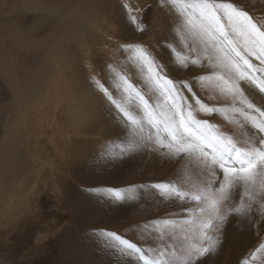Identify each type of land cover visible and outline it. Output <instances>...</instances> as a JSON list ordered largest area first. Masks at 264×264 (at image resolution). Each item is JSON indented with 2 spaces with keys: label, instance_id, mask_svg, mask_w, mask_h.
<instances>
[{
  "label": "snow or ice",
  "instance_id": "6c2138e0",
  "mask_svg": "<svg viewBox=\"0 0 264 264\" xmlns=\"http://www.w3.org/2000/svg\"><path fill=\"white\" fill-rule=\"evenodd\" d=\"M159 3L178 18L180 47L170 46L173 62L181 69L210 70V74L195 77V84L210 90V99L219 97L229 103L210 106L196 95L191 83L169 78L164 65L147 48L123 45L127 55L119 66H106L107 82L91 77L126 129V139L106 145L103 155L123 158L152 147L169 158L195 161L206 180L191 181L186 176L188 188L175 181L151 185L165 200L182 206L178 218L153 221L141 228L158 241L155 247L138 245L106 230L93 236L123 264H197L220 249L229 216L252 221L255 205L264 215V24L230 0ZM121 4L128 22L143 32V22L136 15L143 9L133 8L126 0ZM130 69L136 70L135 79L147 90L133 82ZM198 114L219 115L241 129L247 126L251 134L244 132L241 142ZM106 195L117 202L137 199L135 189L110 188ZM258 251H264V245Z\"/></svg>",
  "mask_w": 264,
  "mask_h": 264
},
{
  "label": "rangeland",
  "instance_id": "374dc122",
  "mask_svg": "<svg viewBox=\"0 0 264 264\" xmlns=\"http://www.w3.org/2000/svg\"><path fill=\"white\" fill-rule=\"evenodd\" d=\"M136 2L130 6L143 9L142 12L136 13L143 22V32L137 31L135 26L128 22L125 9L122 6L118 7L119 0L116 10H111L105 21H101L105 30L107 29L106 33L109 31L112 35L115 32L113 35H117L118 43L115 46L122 48L123 45H141L147 48L156 60L164 65V71L169 78L191 83L196 95L210 106L227 105L229 101L223 98L210 99L209 96L213 93L210 90H201L194 82L195 77L210 74V70L205 72L191 67L181 69L173 62L174 54L170 46L180 47L176 36L177 16L169 12L167 7L161 6L159 0H136ZM230 2L243 7L255 21L264 24V0H230ZM26 16L33 17L28 13ZM26 26L24 28L27 30L32 28L33 21L27 20ZM48 28L50 27L45 28V32L48 30L46 34L50 30ZM22 29L23 25L15 26L10 21L7 30L12 34L0 35V41L11 54L17 46L18 52L23 48L25 52L30 53L40 45L41 38L53 42L54 38L52 36L49 38L44 31L39 35L33 33L27 35ZM17 31L22 32L21 35H17ZM116 50L121 54L119 62L117 59L120 58V54L116 55L112 50L109 55H105L104 60L94 65L96 71L91 74L86 66L80 72L75 69L77 75L84 76L89 86L82 88L79 86L78 90L71 86L72 98H67L70 100V111L69 114L67 110L63 113L65 115L66 112L65 116L74 118L73 123L77 120L82 125L87 124V128L90 123L97 125L98 122L105 130L102 132L101 127L100 135L94 132L80 134L84 145L80 144L78 150L73 151V146L68 144V150L71 151H64L65 154L61 148L59 152L62 156L61 162L58 161L57 153H52L50 156L52 158L48 159L52 163L46 165V169L40 166L44 175L36 173L34 176L37 178H34L29 171V167L33 166L31 164H34L33 154L30 151L28 153L24 150L27 156L17 160V179H9L6 183L17 189L19 195L17 198L9 197L6 202L0 204V264H123L117 256L101 246V242L93 236V233L111 231L138 245L155 247L158 241L151 235L142 233L141 228L153 221L178 218L182 206L178 202L165 200L151 185L175 181L181 187L188 188L189 184L184 182L186 176L191 177V181L206 180L202 169L195 161L169 158L166 153L156 151L152 147L135 154H126L123 158L113 159L103 155L106 145L126 139V129L118 123L114 110L110 111L101 94L90 82L93 75L107 82L106 66H119L127 55L122 49ZM45 52L48 50L46 49ZM254 63L258 62L254 61ZM18 64L17 61V66ZM63 66L73 68L71 63ZM65 67L57 68L60 72L54 74L58 75L57 73L61 71L66 74L63 69ZM129 71L134 77L133 82L142 85L140 80L135 79L136 70ZM11 76L14 79L16 75L11 74ZM65 79V84L59 88L60 94L65 93L63 90L67 86L70 87V82L66 77ZM12 84H17V81L13 80ZM142 86L147 90L146 85ZM111 90L115 94V90ZM54 93V97L60 96L58 92ZM185 94L191 97L190 93L185 92ZM55 111L56 109L47 112L54 115ZM198 118L218 124L222 132L232 135L241 142L244 139V132L251 134V129L247 126L241 129L229 124L219 115L198 114ZM73 123L70 125L73 126ZM74 126L78 124L75 123ZM59 135L53 137L46 135L41 142L49 146L50 141L53 142L56 138L57 141L61 140ZM47 137H50V140ZM70 137L73 139L72 133L66 138ZM71 138L68 141H71ZM37 156L41 157V153ZM44 156L42 155L41 159L47 160ZM47 169L50 174L54 172L53 176H46ZM110 188L125 192L135 189L137 199L126 202L109 199L106 193ZM3 209L5 212H2ZM258 209L259 206L255 205L252 221L229 216L223 228V242L220 249L214 255L204 257L197 264H245V261L248 264H264V251H258L260 246L264 245V215ZM253 254L256 255L255 260L251 259Z\"/></svg>",
  "mask_w": 264,
  "mask_h": 264
},
{
  "label": "bare ground",
  "instance_id": "6f19581e",
  "mask_svg": "<svg viewBox=\"0 0 264 264\" xmlns=\"http://www.w3.org/2000/svg\"><path fill=\"white\" fill-rule=\"evenodd\" d=\"M119 1L118 7H121V0ZM126 2L129 5L137 3L136 0ZM117 3L118 0H0V35L12 34L7 30L11 21L15 26L23 25L22 30H25L27 35H39L42 31L46 34L48 30L45 32V28L49 26V33L46 35L54 38L53 42L41 38L40 45L36 46L38 50L34 48L30 53L25 52L23 48L18 52L17 46L11 54L0 41V204L6 202L9 197L17 198L19 195L17 189L6 182L9 179H17V160L27 156L26 150L33 154L34 164H31L33 166L29 167V171L37 178L34 175H44L42 169L52 163L48 160L52 158V153H57L58 161L61 162V148L64 154L71 151L68 150V144L73 146V151L78 150L79 145L84 143L80 134L100 133L102 126L98 122L97 125L90 123L86 128L87 124L82 125L77 120L73 123L74 118L65 116L66 112L70 111V100L67 98H72L71 86L76 90L79 86H89L84 76L77 75L75 69L80 72L86 66L91 74L96 71L94 65L104 60L106 54L109 55L112 50L116 55L120 54L116 49L122 48L115 46L118 43L117 35H113L115 32L112 35L109 31L106 33L107 29L105 30L101 22L105 21L111 10H116ZM26 13L33 17L26 16ZM27 20L33 21V27L29 30L24 28ZM21 33L17 31V35ZM46 49L48 52H45ZM119 56L118 62L121 54ZM68 63H71L73 68H70ZM61 66L65 67L63 69L66 74L62 71L57 73L58 75L54 74L60 72L57 68ZM11 74L16 75L14 79ZM65 77L70 82V87L67 86L63 90L65 93L60 94L59 88L65 84ZM13 80L17 81V84H12ZM54 92H58L60 96L54 97ZM55 109V114L52 113L54 115L50 114L51 111L47 112ZM75 123L78 126H74ZM47 127L51 130L48 131ZM103 128L102 132L105 130ZM57 132L60 134V141L56 138L53 142L50 141L52 143H48L49 146L41 142L46 135L58 136L55 134ZM71 133L73 139L70 137L72 140L68 141L70 138L66 137ZM47 138L50 140V137ZM40 153L41 157L37 156ZM42 155H45L47 160H42ZM47 171L46 176H53L54 172L50 174Z\"/></svg>",
  "mask_w": 264,
  "mask_h": 264
}]
</instances>
